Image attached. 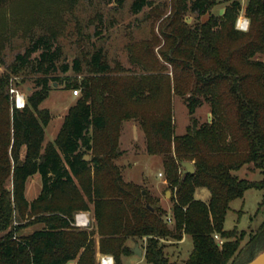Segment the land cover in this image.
Returning <instances> with one entry per match:
<instances>
[{
  "label": "trees",
  "instance_id": "1",
  "mask_svg": "<svg viewBox=\"0 0 264 264\" xmlns=\"http://www.w3.org/2000/svg\"><path fill=\"white\" fill-rule=\"evenodd\" d=\"M9 1L0 0V7ZM61 1L70 11L78 3ZM171 3L168 21L160 25L159 52L171 67V79L150 70L111 77L100 48L60 65L55 32L42 33L41 21L39 33L9 67L11 74H40L24 108L13 107L9 74L0 75V264H98L96 253L122 264L132 255L128 242H143L144 263L136 264H246L264 252V221L252 235L223 227L234 199L251 188L264 193V63L256 59L264 53V0H247L243 9L240 1L229 0L219 15L211 13L217 0ZM130 4L132 14L152 5L150 0ZM241 10L249 21L245 32L235 26ZM187 12L195 15V24L184 18ZM57 69L84 76L65 78L64 88L78 89L80 97L68 108L55 140L44 145L50 113L39 105L52 82L59 84L51 76ZM171 94L186 102L190 123L183 135L173 134ZM204 103L210 120L200 123L194 114ZM132 119L139 120L146 137L145 152L162 159L172 191V225L145 189L123 180L115 164L123 155L122 124ZM183 162L191 163L194 173H183ZM242 166H251L261 179L233 176ZM36 173L40 191L28 201L25 185ZM201 187L209 191L206 202L194 198ZM85 212L93 225L74 226V215ZM25 217L27 225L39 227L16 237L24 225L12 222ZM185 235L192 238L191 253L181 263L170 261L164 241L179 243Z\"/></svg>",
  "mask_w": 264,
  "mask_h": 264
},
{
  "label": "rangeland",
  "instance_id": "2",
  "mask_svg": "<svg viewBox=\"0 0 264 264\" xmlns=\"http://www.w3.org/2000/svg\"><path fill=\"white\" fill-rule=\"evenodd\" d=\"M131 1L121 0L119 3L118 0H78L71 11L64 10L66 7L61 0H11L0 7V75L9 74L8 90L16 89L26 98L32 92L33 81L40 76L37 73L26 75L24 72L11 74L9 69L14 63V56L23 53L29 46L31 37L39 33L40 21L44 23L41 31L46 36H50L52 30L55 32V44L61 56L60 65L64 63L71 65L74 59H80L83 55L100 48L105 61L113 71L109 74L111 77L129 76L133 73L148 74L147 70H150V73L156 76H166L171 79L173 74L171 67L162 60L159 52L163 50L164 40L160 36V25L168 21L166 17L170 13L172 0H150L152 5L138 14L131 13ZM238 1L240 4L244 2V6L247 3V0ZM217 2L219 4L211 11L215 15L229 4V0H217ZM53 12L58 15L53 16ZM241 17H244L242 10L236 18L238 20ZM184 18L189 25L195 24L197 19L189 12L184 14ZM198 20L203 22L206 16H200ZM37 54L31 57L34 58ZM256 59L264 63V53L257 55ZM51 76L58 77L59 84L50 81V84L51 82L53 84L50 86L49 95L39 105L50 113L49 124L44 128V145L55 140L68 108L80 97V94L73 96L71 90L64 88L65 78H76L79 81L84 73L75 74L69 70L61 74L57 69ZM170 101L173 134L183 135L190 123L186 102L174 94H171ZM209 112V104L204 103L196 109L194 118L200 123L206 122L210 120ZM118 138L120 149H125L123 151L125 154L118 161V167L123 171V179L133 183L138 182L154 203L165 211L166 216L169 214L171 217L172 191L162 168V159L156 155L149 156L145 152L146 137L139 120L125 121ZM22 153L23 151L21 155ZM134 161L138 164H133ZM157 173H161V178ZM232 175L249 182L261 179L259 172L253 170L251 166H242L238 170H233ZM40 185L39 174L36 173L28 178L25 185V198L28 201L35 199L40 191ZM165 194L168 196H164ZM263 197L264 193L261 190L251 188L244 192L242 198L234 199L224 217V229L229 231L236 228L237 231L252 235V232L264 221ZM194 198L206 202L209 199V191L204 187L197 188ZM29 220L26 217L21 222L16 218L13 220L14 227L19 224L24 225L19 231L14 232L16 237L29 234L39 227L36 224L27 225ZM169 223L172 225L171 222ZM92 224L93 222L90 227ZM244 242L245 240L241 245ZM164 245V253L168 259L181 263L191 253L192 238L185 235L179 243L169 240L164 241ZM142 246L143 242H138V248L143 253ZM143 256L144 253L142 256L136 254L132 258H123L122 264L144 263Z\"/></svg>",
  "mask_w": 264,
  "mask_h": 264
},
{
  "label": "built area",
  "instance_id": "3",
  "mask_svg": "<svg viewBox=\"0 0 264 264\" xmlns=\"http://www.w3.org/2000/svg\"><path fill=\"white\" fill-rule=\"evenodd\" d=\"M248 19L245 17H241L237 20L236 23V28L240 31H246L248 28ZM9 94H10V99L12 101L13 107H16L18 109H22L24 108L25 105V96L23 94H21L19 91H17L16 89H12L10 88L9 90ZM80 91L78 89L73 90L72 91V95L73 96H79ZM159 177H161V173L158 174ZM167 219V223L171 222L170 217H166ZM73 224L74 226L81 228V229H85V228H89L91 225V222L87 216V214L85 213H76L74 215L73 218ZM216 239V241H218V243H222V240H220V238H218V236L214 237ZM98 264H114V260L113 257L110 255H105L103 254V256H101L98 259Z\"/></svg>",
  "mask_w": 264,
  "mask_h": 264
},
{
  "label": "water",
  "instance_id": "4",
  "mask_svg": "<svg viewBox=\"0 0 264 264\" xmlns=\"http://www.w3.org/2000/svg\"><path fill=\"white\" fill-rule=\"evenodd\" d=\"M84 159L85 160H88L89 159V156L88 155H85L84 156ZM180 167L182 169H184V172L183 173H186V174H192V173H194L193 166L189 162H183V163H181ZM142 194L145 195V192H142ZM168 194H166V196H168ZM131 253L132 254H135V255L137 254L138 256H142L143 255L142 251L138 248V245L137 244L134 246L133 249H131ZM246 264H264V252L263 253H260L255 258H253L252 261H250V262H248Z\"/></svg>",
  "mask_w": 264,
  "mask_h": 264
},
{
  "label": "crops",
  "instance_id": "5",
  "mask_svg": "<svg viewBox=\"0 0 264 264\" xmlns=\"http://www.w3.org/2000/svg\"><path fill=\"white\" fill-rule=\"evenodd\" d=\"M241 4H243V5L241 6L242 9H243V8L245 7V6H244V2L241 3ZM224 8H225V7H224ZM224 8L222 9V11H221L219 14H221V13L223 12ZM212 9H213V8H212ZM219 14H217V15H219ZM119 147H120V146H119ZM121 150L124 151L125 149H121ZM134 153H135V152H134ZM122 154L124 155L125 153H122ZM123 155H121V156H123ZM121 156H120V157H121ZM120 157H119V158H120ZM119 158H117V160L115 161V164H116V165H119V162H118V161H119ZM133 164H138V163H137V161H134ZM119 168H120V167H119ZM129 170H130V169H129ZM120 171H121V168H120ZM121 172H122V178H123V171H121ZM158 174H159V173H157V176L159 177ZM159 178H161V177H159ZM123 180H124V179H123ZM124 181H125V180H124ZM126 182H131V183H133L132 181H126ZM134 183L137 184V185H139L138 182H137V183L134 182ZM134 183H133V184H134ZM164 196H166V194H165ZM85 213L87 214V216H88V218H89V220H90V222H91V221H92L91 213H90V212H85ZM85 213H84V214H85ZM168 216H169V214H168L166 217H168ZM91 223H92V222H91ZM92 225H93V224H92ZM94 238H95L96 247H97V246H98V243H99V237L96 235V236H94ZM181 241H182V240H181ZM181 241H180V242H181ZM136 244L138 245V243H134V244H133V243H131V242H128V245L131 247V249H133L134 246H135ZM96 255H97V263H98V259H99L101 256H103V255H100L99 253H96ZM105 255H109V254H105ZM134 255H135V254H133L132 256L124 257V258H127V259L130 258V257L132 258ZM122 262H123V260H122ZM71 263L74 264V262H70L69 264H71ZM136 263H137V262H135V263H133V264H136Z\"/></svg>",
  "mask_w": 264,
  "mask_h": 264
}]
</instances>
